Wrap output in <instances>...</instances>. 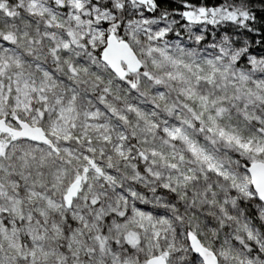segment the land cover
I'll return each mask as SVG.
<instances>
[{
  "label": "snow or ice",
  "instance_id": "obj_1",
  "mask_svg": "<svg viewBox=\"0 0 264 264\" xmlns=\"http://www.w3.org/2000/svg\"><path fill=\"white\" fill-rule=\"evenodd\" d=\"M0 264H264V0H0Z\"/></svg>",
  "mask_w": 264,
  "mask_h": 264
}]
</instances>
